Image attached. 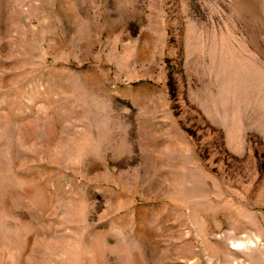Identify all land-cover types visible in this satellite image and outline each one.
Returning <instances> with one entry per match:
<instances>
[{
  "label": "rangeland",
  "instance_id": "obj_1",
  "mask_svg": "<svg viewBox=\"0 0 264 264\" xmlns=\"http://www.w3.org/2000/svg\"><path fill=\"white\" fill-rule=\"evenodd\" d=\"M0 264H264V0H0Z\"/></svg>",
  "mask_w": 264,
  "mask_h": 264
}]
</instances>
